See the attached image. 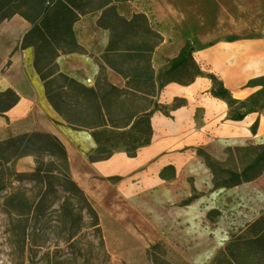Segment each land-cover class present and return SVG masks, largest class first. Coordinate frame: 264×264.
<instances>
[{
  "label": "crops",
  "instance_id": "0c3cea01",
  "mask_svg": "<svg viewBox=\"0 0 264 264\" xmlns=\"http://www.w3.org/2000/svg\"><path fill=\"white\" fill-rule=\"evenodd\" d=\"M144 2L151 8L155 20L161 24L160 30L165 37L154 56L157 63L162 58L177 56L186 38L193 41L194 57L204 71L208 67L222 72L221 68L215 66L217 62L253 60L251 56L232 57L227 52L215 57V47L232 45L248 34L245 30L249 29L248 25H252L255 19L254 0ZM136 12L147 13L142 8L123 15L131 18ZM97 21V17L89 16L76 23L78 41L87 50L86 53H70L58 58L63 72L90 86L95 84L100 72V65L95 57L105 52L111 38V32L99 27ZM32 24L33 21L24 14L0 22V91L12 88L20 96L11 109L0 113V130L15 122L24 121V129L50 132L59 136L67 147L74 179L93 200L99 201L103 190L101 182L107 180L111 182L110 193L113 201L117 198L116 190L123 188V192L132 195L136 203L145 210L150 206L154 208L174 205L192 195L191 178L198 191L206 192L211 189V170L203 156L198 153L199 148L222 161L229 146L259 142L260 132L255 134L252 130L259 114L250 109L243 120H232L228 102L212 94L211 78L199 76L190 84L170 82L165 85L159 100L161 103L171 105L176 98H185L187 104L173 110L171 115L160 110L154 113L152 141L141 147L137 156L131 157L124 150H120L107 160L91 161L89 156L95 146L91 131L72 129L53 109L46 97L43 81L34 66L35 49L22 47L24 35ZM163 27L173 28L174 35L167 34L168 32L162 30ZM107 73L113 83L124 85L125 80L118 72L108 68ZM32 115L35 120L27 124ZM79 136L87 139V146L77 139ZM171 166L174 168V175L167 177L165 173L169 169H165ZM84 173L93 176L91 181L90 177L83 176ZM205 175H209V185L205 179H201ZM115 208L116 204L113 210ZM187 210L185 207L178 208L176 215L168 216L166 213L165 216L160 215L161 219L158 220L168 227L183 221H195L194 217L191 220L190 217L182 220L177 217Z\"/></svg>",
  "mask_w": 264,
  "mask_h": 264
},
{
  "label": "trees",
  "instance_id": "16d2710c",
  "mask_svg": "<svg viewBox=\"0 0 264 264\" xmlns=\"http://www.w3.org/2000/svg\"><path fill=\"white\" fill-rule=\"evenodd\" d=\"M129 1L133 0H0V22L18 14L41 13L39 18L31 19L33 24L24 35L22 47H34V66L53 109L72 129L91 131L96 147L89 159L107 160L120 150L134 157L141 147L150 144L154 134V113L160 110L171 115L173 110L187 104L185 98H176L171 105L159 101L163 88L170 82L190 84L199 76H208L213 82L212 94L228 102L231 119L243 120L250 111L236 107L239 102L223 79L213 72L205 74L194 57V43L190 38H186L179 54L169 59L168 71L157 73L154 56L165 37L147 13L136 12L131 18L121 14L118 5ZM96 13H100L98 26L109 30L111 38L105 52L95 57L100 72L95 84L90 86L63 72L58 58L87 52L78 41L75 24L82 16ZM108 68L124 78V85H117L109 79ZM180 72H191L188 73L191 78L188 81L175 78L174 75ZM19 99V94L12 88L0 91V113L11 109ZM22 123L24 121L15 122L2 129L0 163L7 164L13 171V164L18 159L34 156L35 167L31 172L16 171L14 174L19 178L37 180L47 187L58 178L67 190H73L89 205V196L72 178L65 143L50 132L29 129L14 132L13 128ZM259 123L258 118L253 124L255 134ZM227 149H252L255 154L251 162L241 170H235L199 148L198 153L213 174L215 189L232 188L264 174V143L229 146ZM168 169L174 170L172 166L165 171ZM5 188L6 183L0 181V192ZM19 191V188L11 191L6 196L5 205L11 214L24 218L34 207L26 194ZM66 206L64 204L63 209ZM218 254L229 256L232 264H264V214L233 234L232 241Z\"/></svg>",
  "mask_w": 264,
  "mask_h": 264
},
{
  "label": "rangeland",
  "instance_id": "374dc122",
  "mask_svg": "<svg viewBox=\"0 0 264 264\" xmlns=\"http://www.w3.org/2000/svg\"><path fill=\"white\" fill-rule=\"evenodd\" d=\"M254 3L255 19L245 30L248 34L232 45L215 47V57L227 52L232 57L251 56L253 60L217 62L215 66L224 73L207 67L205 74L214 72L224 80L239 102L237 108L253 109L259 114L258 143H264V0H254ZM142 8L161 29V24L155 20L144 0L118 5L121 14H131ZM40 15L25 17L32 19ZM89 16L98 18L100 13L87 14L79 20ZM162 30L174 35L173 28L163 27ZM169 59L162 58L159 63L154 61L158 74L168 71ZM188 73L191 72L176 73L174 77L188 81L191 78ZM34 120V115L30 116L27 124ZM25 124L14 127V132L23 130ZM3 134L0 130L1 137ZM77 139L87 146L85 137ZM95 147L96 143L93 149ZM254 154L252 149H226V157L221 162L226 167L241 170L251 162ZM34 167V156L18 159L13 164V171L7 164L0 163V181L6 183L5 190L0 192V264H232L229 256L218 252L232 241L233 234L264 214V174L232 188L215 189L212 184L210 191L206 192L198 191L191 178L192 195L189 198L168 207L150 206L145 210L132 195L123 192V188L116 190V202L113 201L111 182L107 180L101 182L103 190L98 202L84 190L90 198L88 205L80 195L67 190L58 178H54L52 186L47 187L37 180L19 178L14 174L16 171L31 172ZM173 175V169L165 173L167 177ZM83 176L90 177V181L93 178L88 173ZM201 179L209 185V175ZM211 180L213 182L212 172ZM15 188L26 194L34 207L32 213L24 218L11 214L5 205L6 196ZM64 204L67 206L63 209ZM181 207L188 210L177 217L181 220L194 217L195 221H183L168 227L158 220L166 213L168 216L176 215Z\"/></svg>",
  "mask_w": 264,
  "mask_h": 264
},
{
  "label": "bare ground",
  "instance_id": "6f19581e",
  "mask_svg": "<svg viewBox=\"0 0 264 264\" xmlns=\"http://www.w3.org/2000/svg\"><path fill=\"white\" fill-rule=\"evenodd\" d=\"M263 131H264V128H263Z\"/></svg>",
  "mask_w": 264,
  "mask_h": 264
}]
</instances>
